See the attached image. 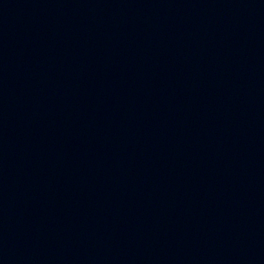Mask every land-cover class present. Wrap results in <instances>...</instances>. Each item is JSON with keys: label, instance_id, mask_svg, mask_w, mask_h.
<instances>
[{"label": "water", "instance_id": "95a60500", "mask_svg": "<svg viewBox=\"0 0 264 264\" xmlns=\"http://www.w3.org/2000/svg\"><path fill=\"white\" fill-rule=\"evenodd\" d=\"M0 264H264V0H0Z\"/></svg>", "mask_w": 264, "mask_h": 264}]
</instances>
